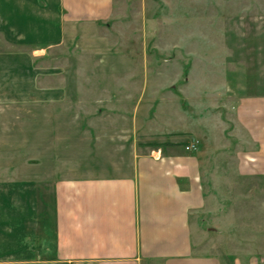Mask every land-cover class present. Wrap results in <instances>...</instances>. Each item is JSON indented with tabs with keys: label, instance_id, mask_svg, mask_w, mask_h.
I'll use <instances>...</instances> for the list:
<instances>
[{
	"label": "crops",
	"instance_id": "0c3cea01",
	"mask_svg": "<svg viewBox=\"0 0 264 264\" xmlns=\"http://www.w3.org/2000/svg\"><path fill=\"white\" fill-rule=\"evenodd\" d=\"M115 4L0 0V264H222L200 253L196 219L222 224L211 217L209 191L223 182L236 195L224 224L264 249L261 68L230 75L229 174L214 172L207 134H161L142 146L139 133L127 134L125 115L99 124L91 110L64 109L61 75L45 58L63 49L76 25L110 20ZM246 52L263 54L264 45ZM194 140L203 148L187 151ZM245 258L233 264H259Z\"/></svg>",
	"mask_w": 264,
	"mask_h": 264
},
{
	"label": "rangeland",
	"instance_id": "374dc122",
	"mask_svg": "<svg viewBox=\"0 0 264 264\" xmlns=\"http://www.w3.org/2000/svg\"><path fill=\"white\" fill-rule=\"evenodd\" d=\"M262 35L264 0H116L110 20L76 25L63 49L45 61L61 75L64 109L91 110L99 124L104 115L117 123L118 113L125 115L127 134L139 133L142 146L161 134H207V150L218 156L214 172L229 174L236 143L226 91L238 67L261 68L264 75V53L246 52L264 45ZM211 186V217L223 221L196 219L200 253L221 257L222 264L245 256L264 264L263 247L224 224L236 204L233 184Z\"/></svg>",
	"mask_w": 264,
	"mask_h": 264
},
{
	"label": "built area",
	"instance_id": "2783aa9c",
	"mask_svg": "<svg viewBox=\"0 0 264 264\" xmlns=\"http://www.w3.org/2000/svg\"><path fill=\"white\" fill-rule=\"evenodd\" d=\"M199 142L197 140L192 141L189 145L186 146V150L190 152L198 151Z\"/></svg>",
	"mask_w": 264,
	"mask_h": 264
}]
</instances>
